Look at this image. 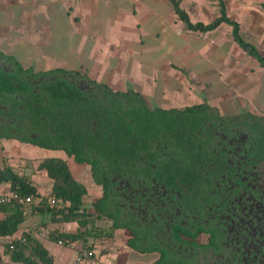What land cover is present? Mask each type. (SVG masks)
<instances>
[{
  "label": "trees",
  "instance_id": "16d2710c",
  "mask_svg": "<svg viewBox=\"0 0 264 264\" xmlns=\"http://www.w3.org/2000/svg\"><path fill=\"white\" fill-rule=\"evenodd\" d=\"M167 1L188 30L230 25L233 40L264 68V55L243 38L222 2L219 15L205 24L192 22L179 0ZM14 68H0V138L59 150L86 164L101 195L89 212L87 187L62 158L37 163L51 181L46 195L4 162L0 193L29 195L38 204L29 212L28 205H1L0 238L36 215L47 219L41 226L75 223V231L48 237L84 246L97 238V222L105 218L113 229H127L130 247L158 252L156 264H191L187 258L205 250L211 257L202 264H264V116H226L207 103L150 108L139 92L115 91L78 72ZM201 234L205 242L196 241ZM2 254L20 264H54L30 234L7 242Z\"/></svg>",
  "mask_w": 264,
  "mask_h": 264
},
{
  "label": "crops",
  "instance_id": "0c3cea01",
  "mask_svg": "<svg viewBox=\"0 0 264 264\" xmlns=\"http://www.w3.org/2000/svg\"><path fill=\"white\" fill-rule=\"evenodd\" d=\"M179 1L192 22L205 24L219 15L222 2L243 38L264 55V0H192L198 7L195 13L185 7V0ZM207 3L212 6L208 8ZM0 58L33 73L61 69L70 76L78 72L115 91L135 90L150 108L207 103L226 116L243 112L264 116V68L233 40L231 26L221 23L205 32L188 30L167 0H0ZM27 153L66 160L77 179V162L64 152L0 138V166L4 162L11 165L8 162L15 155L27 158ZM42 173L48 181L47 193L30 182L46 195L51 181ZM97 190L99 196L91 202L100 197ZM88 193L87 187L86 197ZM29 217L38 218L39 227L47 220ZM27 219L13 236L1 238L19 239ZM44 228L48 233L73 232L77 226L48 223ZM35 231L33 237L54 264H71L80 243L60 246ZM122 236L96 250L87 264H156L158 252L130 247L127 230Z\"/></svg>",
  "mask_w": 264,
  "mask_h": 264
},
{
  "label": "rangeland",
  "instance_id": "374dc122",
  "mask_svg": "<svg viewBox=\"0 0 264 264\" xmlns=\"http://www.w3.org/2000/svg\"><path fill=\"white\" fill-rule=\"evenodd\" d=\"M207 1H215V0H207ZM208 4V3H207ZM212 4H208V8L211 7ZM185 7L189 9V11H193V13H195V11L197 10V6L194 2H192V0H185ZM199 10V9H198ZM197 13V12H196ZM199 13V12H198ZM196 17V16H195ZM0 68H6L11 72H16L14 66L9 63L8 61H5L3 59L0 58ZM17 74L21 77V73L17 72ZM69 78V77H68ZM45 153L38 155V154H32V153H27V158L23 157V156H17L15 155V157H11L10 161L8 163H10L12 165V167L20 173H26L27 176L29 178H31L30 181H32V183H34L35 185H38V188L42 191V194L47 193V188H48V181L47 178L45 177V175L42 172H39L36 168V165L38 163V160L41 159V156H43ZM5 159V158H4ZM6 161V160H3ZM2 161V162H3ZM77 168L75 169V174L77 175V179L85 184L86 187H88V198H85V204L87 209H93L91 207V198H96L97 196H99L98 193V186L95 184V182L92 180V177L90 175V170L89 167L86 164H82V163H77ZM72 166V165H71ZM38 202L35 201L34 203H32L31 205L26 206V211L29 212L30 208L32 206L37 205ZM114 210H112L113 212ZM2 214H0V218H1ZM41 219V218H40ZM38 218L37 219H32V218H28L27 221L24 223V225H22L21 230L19 231L18 234H20V237L23 236V234H30L33 237V233L32 231L35 230H39L42 227L45 226H38ZM121 222V221H119ZM98 227L94 230L96 234V239H89L88 243L84 246L81 245V247L84 248H90L94 251V253L96 252V250H101V248H105L107 246V242L110 241H117L119 239H121L122 233L125 232L127 229L124 228H112V223L111 220L109 219H101L97 222ZM37 226L36 229H33L32 227ZM29 228H31V230H29ZM98 229V230H97ZM34 233H37V231H35ZM49 233H51V231H49ZM19 237V238H20ZM34 238V237H33ZM49 238V237H47ZM17 239V238H15ZM50 239V238H49ZM14 239L8 238H0V254H1V259H2V263L3 264H20L17 262H13L10 261V259L5 256L4 254H2L3 249H4V245ZM52 240V239H50ZM206 240V236L204 234L199 235L198 239H196L197 242H203ZM88 246V247H86ZM105 250V249H104ZM211 254L210 251H206L202 252L200 255H198L197 257H195L194 259H190L187 258V261L191 264H202L205 261L210 260Z\"/></svg>",
  "mask_w": 264,
  "mask_h": 264
},
{
  "label": "built area",
  "instance_id": "2783aa9c",
  "mask_svg": "<svg viewBox=\"0 0 264 264\" xmlns=\"http://www.w3.org/2000/svg\"><path fill=\"white\" fill-rule=\"evenodd\" d=\"M8 202H16L22 205H29L34 202L31 196H24L18 192L5 191L0 193V206ZM38 236L41 238H47V229H41L37 232ZM56 244L60 246L69 245L65 244L61 239L56 240ZM94 251L92 249L80 247L74 250L73 259L71 264H87L94 256Z\"/></svg>",
  "mask_w": 264,
  "mask_h": 264
}]
</instances>
